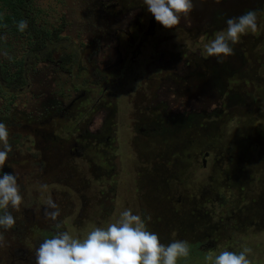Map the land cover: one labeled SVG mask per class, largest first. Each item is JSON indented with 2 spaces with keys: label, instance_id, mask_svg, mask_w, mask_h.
I'll return each instance as SVG.
<instances>
[{
  "label": "rangeland",
  "instance_id": "374dc122",
  "mask_svg": "<svg viewBox=\"0 0 264 264\" xmlns=\"http://www.w3.org/2000/svg\"><path fill=\"white\" fill-rule=\"evenodd\" d=\"M27 2L50 39L34 48L26 33L0 31V69L21 63L25 81L0 87L12 146L2 171L23 197L8 209L13 228H0V264H35L56 231L83 237L125 209L161 243H189L178 264L244 247L264 264V194H253L264 177V0H194L171 30L143 0ZM246 10L257 31L221 63L208 57L204 46Z\"/></svg>",
  "mask_w": 264,
  "mask_h": 264
},
{
  "label": "clouds",
  "instance_id": "9594fccd",
  "mask_svg": "<svg viewBox=\"0 0 264 264\" xmlns=\"http://www.w3.org/2000/svg\"><path fill=\"white\" fill-rule=\"evenodd\" d=\"M204 3L206 0H197ZM219 4L221 0H213ZM147 12L154 21L166 30L177 27L182 18H190L194 0H143ZM28 27L26 20L18 23V30L23 32ZM257 31L256 10H246L238 17L226 19V29L219 31L204 46L208 57L220 58L234 55L231 45L239 43L242 36ZM12 152L7 126L0 122V228L7 231L16 223L9 207L19 210L23 203L17 178L12 173L3 172L4 165ZM47 188V185H43ZM45 215L57 221L60 215L56 203L48 199ZM150 219V217L148 218ZM61 227L59 223L55 225ZM4 241L0 232V244ZM252 250L244 247L237 253L224 250L215 257H207L212 264H253L248 257ZM190 254L187 241L174 240L165 245L159 236L148 230L145 219L140 214H133L131 209L123 210L115 222L106 227L94 226L86 236L80 237L68 231H56L50 238H45L35 252V264H178Z\"/></svg>",
  "mask_w": 264,
  "mask_h": 264
},
{
  "label": "trees",
  "instance_id": "16d2710c",
  "mask_svg": "<svg viewBox=\"0 0 264 264\" xmlns=\"http://www.w3.org/2000/svg\"><path fill=\"white\" fill-rule=\"evenodd\" d=\"M27 0H0V31L9 30L10 32H21L18 30V23L21 20H26L28 23V27L22 33H26L28 38L31 40V43L37 45H44L46 41L50 39L48 33L45 31H40L35 28L34 20L29 16V12L27 9ZM32 52V51H28ZM23 61V60H22ZM20 64L18 68L10 75L8 71H3L0 69V87L2 89L15 88L16 86H24L25 81L22 76V72L20 69ZM264 169V168H262ZM258 188L257 193H253L254 197L264 194L263 187L264 177L262 181H257ZM252 202H256L252 199Z\"/></svg>",
  "mask_w": 264,
  "mask_h": 264
}]
</instances>
